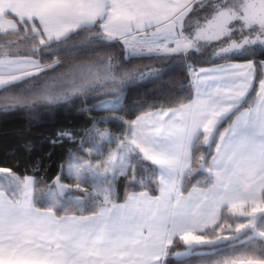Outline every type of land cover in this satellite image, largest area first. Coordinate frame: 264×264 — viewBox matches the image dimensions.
Listing matches in <instances>:
<instances>
[{
  "label": "snow or ice",
  "instance_id": "6c2138e0",
  "mask_svg": "<svg viewBox=\"0 0 264 264\" xmlns=\"http://www.w3.org/2000/svg\"><path fill=\"white\" fill-rule=\"evenodd\" d=\"M0 33L30 40L36 57L0 53V113L79 102L132 115L126 88L176 67L191 90L175 107L57 133L52 143L75 147L50 182L0 167V264H264V60L192 61L206 48L213 59L264 53V0H0ZM112 47L123 62L92 58ZM64 53L72 62L47 77L64 61L44 60ZM133 58L163 66L127 68ZM111 122L121 134L101 127ZM67 204L88 214L60 215Z\"/></svg>",
  "mask_w": 264,
  "mask_h": 264
},
{
  "label": "trees",
  "instance_id": "16d2710c",
  "mask_svg": "<svg viewBox=\"0 0 264 264\" xmlns=\"http://www.w3.org/2000/svg\"><path fill=\"white\" fill-rule=\"evenodd\" d=\"M9 44L11 46H7ZM31 47L32 42L30 40H24L21 36L0 33V53H8L9 57H32L35 59L36 57L31 53ZM101 50L102 54L108 57H115L123 62L121 47ZM211 51V48H206L200 54H193L194 67L213 65L229 60H264V53L259 51L255 56L248 55L231 59H212L210 58ZM58 56L60 55L53 54L47 57L44 63H48ZM125 66L127 68L133 66L160 68L163 63L148 58H133ZM258 82V78L254 80L253 87L248 93L247 99L250 104L254 100ZM186 83V69L176 67L163 75L161 79L128 86L125 90L123 104L126 109H138L132 115H126L124 111L116 113L81 111L82 106L79 102L72 106L40 108L32 113L22 111L0 113V167L12 168L20 175L36 176L38 179L50 182L52 178L60 173L61 163L65 161L69 151L75 147L73 143L67 140L60 143H52L51 141L56 137L57 133L61 131L82 132L85 128L91 126V118L104 115H118L134 119L135 115L140 114V112L156 110L161 104L166 107H175L180 102H186L190 98L191 90L182 87ZM92 103L94 101L89 100V104ZM152 104H155L156 107H149ZM107 125L114 130H123L117 122H111ZM226 126L227 123L223 125V127ZM116 189L122 194V177H119ZM118 202H122V199L118 200ZM84 207L83 212L88 213V206ZM66 208V206L60 208L59 214L81 212L79 210L70 212ZM229 223L233 222L230 220ZM176 250H180V248ZM201 259V257L193 255L187 258V264H199Z\"/></svg>",
  "mask_w": 264,
  "mask_h": 264
},
{
  "label": "rangeland",
  "instance_id": "374dc122",
  "mask_svg": "<svg viewBox=\"0 0 264 264\" xmlns=\"http://www.w3.org/2000/svg\"><path fill=\"white\" fill-rule=\"evenodd\" d=\"M190 15H192V14H190ZM193 21H195V16H193ZM102 50L100 49V50H98L97 52H95L94 54H93V56H92V58L94 59V60H97V61H107L108 60V56H106L105 54H102V52H101ZM69 56H70V54L69 53H64V54H61L60 56H58V57H54V59H52L51 61H49L48 62V64H51V63H53V61H56V60H63L64 61V63H62L61 65H59V66H57V67H55L54 69H52V70H49L48 72H47V77H56V76H58L61 72H63L64 70H65V68L67 67V64L69 63V62H72V61H70L69 60ZM210 58H212L211 57V55H210ZM213 59V58H212ZM75 62H79V61H75ZM27 85H25V87H26ZM105 116V115H104ZM103 117V116H102ZM101 127H107V128H109L114 134H116V135H119V134H121L122 133V131L123 130H114V129H111L107 124H104V125H101ZM118 181H119V177L117 178V182H116V184H115V188H116V186H117V183H118ZM64 183H67V184H73L74 182L73 181H71V180H64ZM61 200H62V202H63V198H61ZM84 206H88V208H89V206L90 205H83L81 208H77V207H75L74 205H72V204H67L66 205V210H69L70 212L71 211H74V210H79V211H83V209L85 208ZM233 227H235V224H233ZM177 251H182V249H180V250H177Z\"/></svg>",
  "mask_w": 264,
  "mask_h": 264
},
{
  "label": "crops",
  "instance_id": "0c3cea01",
  "mask_svg": "<svg viewBox=\"0 0 264 264\" xmlns=\"http://www.w3.org/2000/svg\"><path fill=\"white\" fill-rule=\"evenodd\" d=\"M194 7H195V5H194ZM10 58H13V59H15V58H21V59H23V58H26V57H10ZM34 59V58H33ZM249 60H251V59H248V60H229V61H223V62H219V63H216V64H213V65H207V66H200V67H197L196 68V70H199L200 68H204V69H208V70H212V69H216L218 66H220V65H224V64H246ZM216 75H219L218 73H216ZM253 83H254V81H253ZM251 90V89H250ZM250 90H249V92H250ZM259 90V82H258V85H257V89H256V92ZM248 92V93H249ZM256 100H257V97H256V93H255V97H254V100H253V102L252 103H255L256 102ZM157 110V109H156ZM156 110H153V111H156ZM228 126V125H227ZM226 126V127H227ZM201 139H203L202 137H201ZM187 194V193H186ZM185 194V195H186ZM65 213H61L60 215H64ZM68 215H79L80 213H67ZM85 214H88V213H85Z\"/></svg>",
  "mask_w": 264,
  "mask_h": 264
}]
</instances>
